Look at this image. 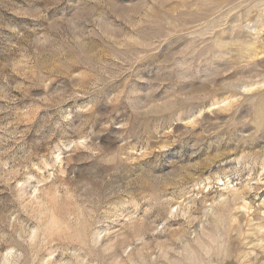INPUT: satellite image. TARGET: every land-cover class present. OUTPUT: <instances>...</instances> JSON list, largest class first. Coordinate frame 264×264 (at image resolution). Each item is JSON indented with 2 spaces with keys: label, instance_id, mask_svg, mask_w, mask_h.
I'll use <instances>...</instances> for the list:
<instances>
[{
  "label": "rangeland",
  "instance_id": "rangeland-1",
  "mask_svg": "<svg viewBox=\"0 0 264 264\" xmlns=\"http://www.w3.org/2000/svg\"><path fill=\"white\" fill-rule=\"evenodd\" d=\"M0 264H264V0H0Z\"/></svg>",
  "mask_w": 264,
  "mask_h": 264
}]
</instances>
